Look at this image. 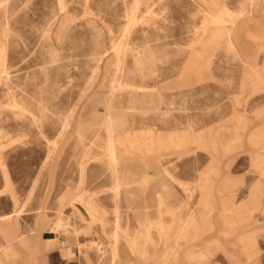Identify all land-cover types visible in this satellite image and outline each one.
Wrapping results in <instances>:
<instances>
[{"label": "rangeland", "instance_id": "1", "mask_svg": "<svg viewBox=\"0 0 264 264\" xmlns=\"http://www.w3.org/2000/svg\"><path fill=\"white\" fill-rule=\"evenodd\" d=\"M256 159L264 0H0V264H264Z\"/></svg>", "mask_w": 264, "mask_h": 264}, {"label": "crops", "instance_id": "2", "mask_svg": "<svg viewBox=\"0 0 264 264\" xmlns=\"http://www.w3.org/2000/svg\"><path fill=\"white\" fill-rule=\"evenodd\" d=\"M213 19L216 21H221L222 19H223V13H221L219 16H216V17H213ZM213 36H216V34H215V32L213 33ZM257 160V162H256V164L258 165V166H260L259 167V169H261V167L262 166H264V163H260L261 161H262V159H256ZM214 187H215V185H214V183L212 184L211 183V185H209V194H207L206 196H208V197H210V196H212V194H213V191H214ZM204 189H207L208 190V187H206V188H204ZM259 190H261V189H264V185L262 186V188L261 187H259L258 188ZM218 191L219 192H222V188L221 187H219L218 188ZM220 197H222L223 199H221V202H223L222 204H223V210H221V211H223L222 213L223 214H221L222 216H220V218H222V221H223V223H224V225H225V227L227 228V227H230L233 223H235V224H240V223H242V224H244L242 227H249V226H254V227H256V225H257V222L258 221H256V220H254L253 219V216H242V217H236V219H234V218H231L230 220H229V216H227V214L225 213L229 208H228V206H227V197H225V195H219ZM212 211V210H211ZM209 214V213H208ZM205 215V217H203L202 216V220H203V222H205L206 224L205 225H207V231H209V230H211L212 228H213V225H214V223H215V216H217V215ZM194 217V220L196 219L197 220V218L195 217V216H193ZM115 224H116V227H117V230L115 231V232H117V234L119 235V237H118V239H117V241H119V239H120V236H121V234H120V224H119V222H118V225H117V221L115 222ZM234 230V229H233ZM114 232V233H115ZM114 233H113V237H114ZM203 233V232H202ZM114 239H115V237H114ZM244 238H241V243L242 242H244ZM115 241H116V239H115ZM247 241H250L249 239H247ZM86 242V241H85ZM84 245H85V243H84ZM253 251V250H252ZM139 252H141V250L139 251ZM255 252L256 251H253L251 254L250 253H247V255H246V260H241V261H238V262H236V264H252V262L250 261V259L252 258V256H254L255 255ZM204 255V254H203Z\"/></svg>", "mask_w": 264, "mask_h": 264}, {"label": "bare ground", "instance_id": "3", "mask_svg": "<svg viewBox=\"0 0 264 264\" xmlns=\"http://www.w3.org/2000/svg\"><path fill=\"white\" fill-rule=\"evenodd\" d=\"M112 141H113L112 136H109L110 155H111V160L114 163L116 161V158H115L116 152H115V149H114V145L112 144ZM117 187H118V185H117ZM117 225H118V221H117ZM114 237H115L116 242H117V239H118L117 232L114 233Z\"/></svg>", "mask_w": 264, "mask_h": 264}]
</instances>
